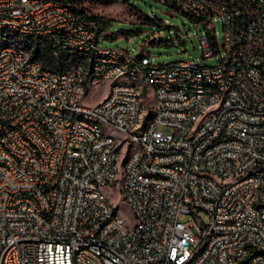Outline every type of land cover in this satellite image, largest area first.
<instances>
[{
  "label": "built area",
  "instance_id": "2783aa9c",
  "mask_svg": "<svg viewBox=\"0 0 264 264\" xmlns=\"http://www.w3.org/2000/svg\"><path fill=\"white\" fill-rule=\"evenodd\" d=\"M92 1L0 0V264H264V0H161L211 67L102 45Z\"/></svg>",
  "mask_w": 264,
  "mask_h": 264
},
{
  "label": "rangeland",
  "instance_id": "374dc122",
  "mask_svg": "<svg viewBox=\"0 0 264 264\" xmlns=\"http://www.w3.org/2000/svg\"><path fill=\"white\" fill-rule=\"evenodd\" d=\"M89 10L91 14L108 20L107 25L103 27V34L108 33L109 35L100 40L101 44L106 47L128 48L135 55L138 54V46H142L152 62L157 64L186 58L193 59L204 67L214 66L218 62L216 48H212L213 54L210 57L202 58L198 37L207 31V24L203 21L191 20L186 13L173 8L169 2L93 0L89 2ZM214 27L215 42L219 44L222 41V23L215 20ZM180 31L187 33V36L178 38ZM102 87L96 88L97 97L108 88L107 85ZM150 103L151 93L147 91L142 94L141 106L144 110L149 109ZM108 133L121 137L112 128H108ZM126 151L127 148L123 150V154ZM102 191L115 211L124 219L126 225L133 228L136 224V217L118 190L108 186ZM200 218L205 225L208 223V218L204 213L200 215Z\"/></svg>",
  "mask_w": 264,
  "mask_h": 264
},
{
  "label": "trees",
  "instance_id": "16d2710c",
  "mask_svg": "<svg viewBox=\"0 0 264 264\" xmlns=\"http://www.w3.org/2000/svg\"><path fill=\"white\" fill-rule=\"evenodd\" d=\"M76 1H81V0H76ZM171 5L173 6V8L177 9V7H175L173 4H171ZM187 15L189 16V18L191 20L200 19L198 16H195V15L190 14V13L187 14ZM86 17L96 20L98 22V24H99V28L100 29H103V27H105L107 25V22H108V20H105V19L101 18L100 16L94 15V14L86 15ZM33 51L36 54L39 53V50L37 49V47H35V49ZM41 56H42V60H43L44 65H52V66L55 65V60L52 57L49 56L48 52L47 53H42ZM59 57L64 60V62L62 63V65L59 66V68L60 69L66 68L68 66V64H69L67 55L64 56V54H60Z\"/></svg>",
  "mask_w": 264,
  "mask_h": 264
}]
</instances>
